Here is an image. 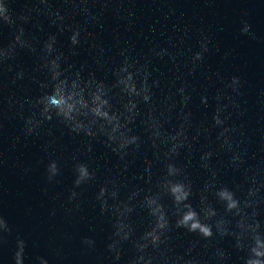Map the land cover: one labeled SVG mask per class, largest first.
<instances>
[{
  "label": "water",
  "instance_id": "water-1",
  "mask_svg": "<svg viewBox=\"0 0 264 264\" xmlns=\"http://www.w3.org/2000/svg\"><path fill=\"white\" fill-rule=\"evenodd\" d=\"M0 9V264H264V0Z\"/></svg>",
  "mask_w": 264,
  "mask_h": 264
},
{
  "label": "clouds",
  "instance_id": "clouds-1",
  "mask_svg": "<svg viewBox=\"0 0 264 264\" xmlns=\"http://www.w3.org/2000/svg\"><path fill=\"white\" fill-rule=\"evenodd\" d=\"M0 10H2V9H0ZM53 103H57V101L54 100ZM97 111H98V109H97ZM234 206H235L234 203L230 205V207H234ZM194 219H195V214L189 213L187 216H185L184 221L188 222V221H192ZM191 227L193 230L200 229V231H202L205 235H208V236L211 235L210 229L202 228L199 223H192ZM257 255H264V253L257 252ZM251 264H261V262L260 261H253V262H251Z\"/></svg>",
  "mask_w": 264,
  "mask_h": 264
}]
</instances>
